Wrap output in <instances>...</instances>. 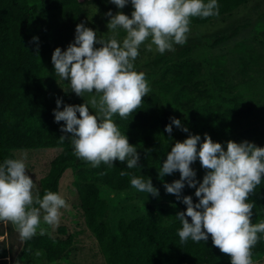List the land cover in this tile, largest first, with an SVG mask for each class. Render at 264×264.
<instances>
[{"label":"trees","instance_id":"1","mask_svg":"<svg viewBox=\"0 0 264 264\" xmlns=\"http://www.w3.org/2000/svg\"><path fill=\"white\" fill-rule=\"evenodd\" d=\"M250 1L217 0L222 9L214 19L223 24L218 30H210V35L188 37L186 44L174 45V51L156 52L145 64L134 66L136 71L145 73L151 90L129 116H113L121 134L127 136L140 155L139 166L128 169L126 162L120 161L93 167L73 155L70 141L59 139L65 133L60 131L64 122H55L56 101H62L60 110H63L64 105L83 104L82 97L71 92L67 80L55 74L53 52L40 60L38 39L33 41V37H38L34 17L73 6L80 0H0V163L15 158L17 150L58 148L59 153L39 181L40 196L45 190L58 193L61 177L67 169L71 170L83 224L96 241L105 264H231L230 257L213 246L211 236L207 242L197 243L190 238L186 243L180 242L178 230L182 224L176 214L186 211L184 196H191L198 203L195 188L185 183L181 199L177 200L166 192L164 184L180 179V173L166 174L161 179L158 171L171 147L190 134L200 135L201 142L205 134L213 142L237 134L242 141L264 147V129L256 123V109L246 106L223 79L205 74L191 58L197 50L264 25V13L252 15L264 0L252 4L251 15L247 13L228 22L234 10ZM194 18L201 20L198 23H208V18ZM243 45L247 51L246 44ZM236 47L241 49V45ZM249 53L248 63L240 60L243 74H252L251 65L259 61ZM171 118L179 119L188 132L172 125L173 132L169 135L165 127ZM122 170L128 175H120ZM134 176L145 181L151 178L159 192L156 197L151 195V200L163 201L165 205L147 206L144 214L128 221L119 219L113 229L108 202L101 198L100 187L127 191ZM248 202L255 204L252 223L264 221V179ZM59 231L65 234L63 228ZM260 235L262 239L252 249L253 264H264V234ZM73 242L71 235L61 238L41 234L21 240L13 224L0 221V264H18L20 260L32 264L36 254L48 264L56 263L65 259Z\"/></svg>","mask_w":264,"mask_h":264},{"label":"clouds","instance_id":"2","mask_svg":"<svg viewBox=\"0 0 264 264\" xmlns=\"http://www.w3.org/2000/svg\"><path fill=\"white\" fill-rule=\"evenodd\" d=\"M110 2L123 9L129 0ZM130 3L134 9L131 18L122 11L106 13L110 18L107 33H111L107 39L98 38L96 31L80 23L76 25L74 42L65 51L57 47L51 56L55 74L69 81L71 92L79 97L94 93L87 103L64 105L63 110L58 99L54 110L55 122H64L60 131L65 135L60 141H70L73 155L93 167L102 162L111 166L114 161L126 162L128 169L139 166L137 148L121 134L113 116H129L151 90L145 73L134 68L141 45L148 52L174 51V45L186 44L192 18L219 16L217 0H130ZM120 30L125 33L122 38ZM37 39L33 37V41ZM97 44L101 46L95 47ZM172 125L188 132L179 119L171 118L165 127L169 135L173 132ZM26 158L24 155L0 163V221L13 224L21 240L36 235L41 219L44 224L58 227L61 209L68 207L56 192L45 190L41 198L36 184L26 174ZM197 159L206 170L202 182L195 179L196 172L191 167ZM176 171L180 179L165 183L166 192L180 200L187 183L195 188L198 198V203L191 196L182 198L187 207L176 214L182 224L178 230L180 242L186 243L189 238L197 243L207 242L211 236L213 246L227 254L231 264H253L252 249L262 239L264 221L252 223L255 204L248 202V198L264 179V147L230 140L225 150L208 134L202 142L200 135L190 134L171 147L158 175L162 179ZM120 175L128 173L122 170ZM130 183L139 192L159 195L151 178L145 181L134 176Z\"/></svg>","mask_w":264,"mask_h":264},{"label":"rangeland","instance_id":"3","mask_svg":"<svg viewBox=\"0 0 264 264\" xmlns=\"http://www.w3.org/2000/svg\"><path fill=\"white\" fill-rule=\"evenodd\" d=\"M80 0L79 3L66 7L55 12L41 13L34 17L35 28L38 35V54L40 60L49 52L59 47L62 51H65L70 43L74 42L76 25L84 23L85 27L91 28L97 33L98 38L107 39L111 33L108 32L107 23L110 19L106 16V13L111 11L116 14L122 11L124 14L131 18V12L134 10L130 7L129 3L123 8L118 9L116 5L110 2V0ZM255 0L250 1L246 6H242L239 9L234 10L229 18L228 22L232 19L239 18L247 13L251 15L250 5L255 3ZM219 6V12H221ZM221 18V17H220ZM201 21V20H200ZM197 18H192L190 24V32L188 37H194L195 35H205L210 30L213 32L223 26L220 20L210 17L206 20L208 23L200 22ZM125 33L120 30V37L122 38ZM97 44L95 47H100ZM140 55L134 61V66L143 65L147 61L154 58L156 52H148L145 50L144 45H141L139 49ZM154 55V56H153ZM69 84V81H67ZM94 94V93H93ZM93 94L85 93L82 97V103H87L90 96ZM90 111L95 114V110ZM234 141L237 143L243 142L237 134L231 135L227 138L218 140L216 142L221 143L226 150L227 142ZM58 148H42L34 150H17L14 152L15 158H21L26 155L27 172L26 174L34 181L38 190V184L41 177L48 169L49 163L59 153ZM191 167L196 172L195 179L198 182L203 180L206 170L201 167L199 159L195 161ZM73 176L70 169H67L59 182L58 194L65 199L68 204L67 208L61 209V217L59 226L53 228L47 224H44L41 219L40 228L37 229L36 235H48L51 237L65 238L67 235L73 237V245L67 251L65 259H61L52 264H105L103 257L98 252L96 241L83 224V218L75 189L72 185ZM101 198L108 202L109 215L108 218L111 222L113 229L117 228L119 219H125L126 221L142 215L145 213L147 206L161 207L165 205V202L152 201L151 194L139 192L135 188L131 187L127 191L115 192L111 191L106 186L100 187ZM65 230V234H60V229ZM43 229V233L41 232ZM18 264H25L24 261H19ZM32 264H48L44 261V258L40 254L35 255V259Z\"/></svg>","mask_w":264,"mask_h":264},{"label":"crops","instance_id":"4","mask_svg":"<svg viewBox=\"0 0 264 264\" xmlns=\"http://www.w3.org/2000/svg\"><path fill=\"white\" fill-rule=\"evenodd\" d=\"M257 13H264V3L259 10L252 11V15ZM210 34L211 31L208 32ZM243 44H246L247 51L242 48ZM239 45L241 49L238 50L236 46ZM249 52L259 61L251 65L252 74H243L240 60L248 63ZM191 58L200 64L205 74L223 79L246 106L254 107L256 123L264 129V25L216 46L197 50L191 54Z\"/></svg>","mask_w":264,"mask_h":264}]
</instances>
